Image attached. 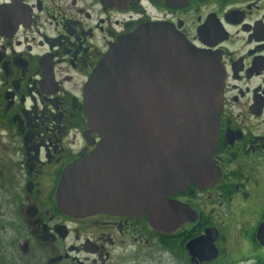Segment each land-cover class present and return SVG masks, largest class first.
<instances>
[{
	"label": "flooded vegetation",
	"instance_id": "flooded-vegetation-1",
	"mask_svg": "<svg viewBox=\"0 0 264 264\" xmlns=\"http://www.w3.org/2000/svg\"><path fill=\"white\" fill-rule=\"evenodd\" d=\"M147 23L175 30L218 64L210 170L192 161L185 187L167 196L163 227L147 213L65 214L61 174L102 140L87 121L85 84L113 44ZM155 85L162 116L176 82L158 71ZM259 231L264 237V0H0L7 264H237L264 250Z\"/></svg>",
	"mask_w": 264,
	"mask_h": 264
},
{
	"label": "water",
	"instance_id": "water-1",
	"mask_svg": "<svg viewBox=\"0 0 264 264\" xmlns=\"http://www.w3.org/2000/svg\"><path fill=\"white\" fill-rule=\"evenodd\" d=\"M158 71L176 82L160 104L162 116L155 104ZM221 77L212 55L166 26L143 24L120 38L85 84L87 121L102 140L64 168L60 210L72 216L147 213L154 226L169 225L173 204L167 196L185 187L192 161L210 170Z\"/></svg>",
	"mask_w": 264,
	"mask_h": 264
},
{
	"label": "rangeland",
	"instance_id": "rangeland-1",
	"mask_svg": "<svg viewBox=\"0 0 264 264\" xmlns=\"http://www.w3.org/2000/svg\"><path fill=\"white\" fill-rule=\"evenodd\" d=\"M4 235L7 237L8 233ZM248 256L249 260H243L237 264H264V250L260 252H250Z\"/></svg>",
	"mask_w": 264,
	"mask_h": 264
},
{
	"label": "trees",
	"instance_id": "trees-1",
	"mask_svg": "<svg viewBox=\"0 0 264 264\" xmlns=\"http://www.w3.org/2000/svg\"><path fill=\"white\" fill-rule=\"evenodd\" d=\"M7 247H9L7 240L0 238V264H7L6 263V261H7V255H6Z\"/></svg>",
	"mask_w": 264,
	"mask_h": 264
}]
</instances>
